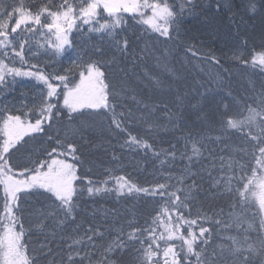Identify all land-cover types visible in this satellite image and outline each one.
Listing matches in <instances>:
<instances>
[{"label":"snow or ice","instance_id":"snow-or-ice-1","mask_svg":"<svg viewBox=\"0 0 264 264\" xmlns=\"http://www.w3.org/2000/svg\"><path fill=\"white\" fill-rule=\"evenodd\" d=\"M198 11L234 13L239 77L185 27ZM189 78L182 110L172 84ZM142 80L173 97L162 117L137 99ZM162 121L167 151L148 142ZM98 130L114 165L144 149L159 176L92 179ZM109 196L153 207L89 206ZM0 264H264V0H0Z\"/></svg>","mask_w":264,"mask_h":264},{"label":"trees","instance_id":"trees-1","mask_svg":"<svg viewBox=\"0 0 264 264\" xmlns=\"http://www.w3.org/2000/svg\"><path fill=\"white\" fill-rule=\"evenodd\" d=\"M244 0H229L230 5L233 7L235 11V5H243ZM209 0H201V4L206 8L208 6ZM240 15L237 16V19L239 21H242L240 24L241 28H252L253 25L257 22L258 18L254 20H249L247 16L243 15V9L241 7L240 9ZM234 13L228 12V13H208L207 18L205 16L199 15V11L197 12V15L188 17L187 19L190 20V23H187L185 27L190 32V34L194 37L199 38L201 41H203L206 45L205 51L211 50L216 55H221V53L218 44L216 41L205 34L204 26L205 25H213V26H219L224 25L226 23L232 24L231 17ZM224 55V54H223ZM227 61V62H226ZM187 62V61H185ZM221 63L223 64V67L226 69H230L232 73L235 74V76L239 77V74L241 72V69L236 68L233 66L231 60L229 57L224 55V59H222ZM201 68L204 69L203 75L193 72V75L196 76L197 82H203L204 78H211L212 74L215 72V69L212 67L211 64L207 65L206 68H204L203 65H200ZM163 77V74H161ZM141 84V87L139 91L143 93L142 96H137L138 100H144L146 103H151L154 105L153 111L157 113L158 116H163L164 113L160 111V108L162 107L160 104V101L163 99L166 102H171L173 97H171L168 94L167 87H162L160 91H154L151 84H149L148 80H142L139 81ZM233 84H235V80H233ZM189 85L191 87L189 88ZM172 88L174 90L180 91L184 96L187 97L185 99L184 104L181 105L182 110L188 106L189 104H196L197 103V89L195 87V84L191 81V78L183 84V85H177L175 83L172 84ZM23 91L27 93L28 89L24 88ZM199 91H203V89H199ZM147 98H151L150 100ZM131 108H135L134 104L129 103L128 105ZM139 115V113H137ZM195 119V116H192V120ZM192 120H189V124L191 125ZM163 127L160 128L159 132L152 134V138L148 140L149 143H153L154 147H156L159 150L167 151L169 148L168 141L172 140V135L166 134V133H174V129L170 126H168L167 121H162ZM143 126L137 122L135 124H131L129 126V132L132 135H138L141 138H148V134L143 132L142 130ZM115 133L112 134L113 137H115ZM176 135H179L176 133ZM94 140L96 147L92 149L86 150L89 154L84 158L85 162V169H91V178L97 181H102L105 179H109L108 173L112 172L114 175H127L129 176L133 181L139 182V183H145L146 181H151L153 179V174L155 173L157 176H159V172L157 171V167L153 165V157L151 156L150 151L145 152L144 149H140L138 151H128L125 150L123 153L117 152L118 155L122 156V162L120 164H113V162L110 159L111 153L108 151H105V146L109 142L110 138L109 135L104 132L101 134L100 130H98L97 135L92 137ZM122 139V138H119ZM110 143L115 146L117 149H119V145L116 142V139H111ZM38 150V148H37ZM158 165V161H157ZM180 165H177L179 167ZM90 207H95L103 210L104 208L112 209V208H118L123 210L124 208H128L130 211H132L135 208H140L142 211L147 212L151 211L153 207V203H145L139 201V199L131 202H125L123 200L117 202L112 197H104L100 203L89 205ZM33 239H37L36 237H33ZM42 239V238H41ZM35 246V245H34Z\"/></svg>","mask_w":264,"mask_h":264},{"label":"rangeland","instance_id":"rangeland-1","mask_svg":"<svg viewBox=\"0 0 264 264\" xmlns=\"http://www.w3.org/2000/svg\"><path fill=\"white\" fill-rule=\"evenodd\" d=\"M260 25H261V20L260 18H258L257 22L255 23V25L252 26V28H246L248 30L249 35L252 34L253 29H255L256 32L258 33L260 29ZM235 30H236L235 26L228 23L219 26H213V25L204 26L205 34L212 37L218 44L221 53H223L229 58L231 55L229 49L231 48L232 44L235 42L233 40V36L235 35Z\"/></svg>","mask_w":264,"mask_h":264}]
</instances>
